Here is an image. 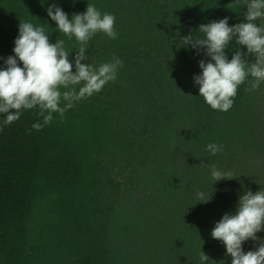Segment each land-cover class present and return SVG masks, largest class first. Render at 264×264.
<instances>
[{"label": "trees", "instance_id": "16d2710c", "mask_svg": "<svg viewBox=\"0 0 264 264\" xmlns=\"http://www.w3.org/2000/svg\"><path fill=\"white\" fill-rule=\"evenodd\" d=\"M52 4L70 19L88 4L113 14L116 39L97 32L81 63L115 56L122 66L39 131L38 107L9 125L0 113V264H201L200 251L204 264H231L211 231L245 191L264 190V82L245 91L249 76L229 110L212 109L193 79L210 57L182 38H202L199 25L225 17L244 22L243 0H0V68L15 55L20 21L43 25L50 43L63 39L74 61L78 43L58 31ZM238 50L247 53L234 38L224 51ZM209 143L223 151L211 155ZM213 165L231 177L213 181ZM256 236L243 251L256 250L264 229Z\"/></svg>", "mask_w": 264, "mask_h": 264}, {"label": "clouds", "instance_id": "9594fccd", "mask_svg": "<svg viewBox=\"0 0 264 264\" xmlns=\"http://www.w3.org/2000/svg\"><path fill=\"white\" fill-rule=\"evenodd\" d=\"M240 3V0H237ZM246 6L244 22L229 26L228 18L199 25L203 37L192 34L182 38V45L199 49L205 47L209 62L199 61L202 70L194 76L199 85V95L214 110L227 111L233 105L238 87L251 76L245 91L257 90L264 82V25L254 21L264 19V0H243ZM47 14L55 21L56 28L66 37H73L78 43L74 61L69 60V50L63 39L49 42V33L43 25L20 21L19 35L14 41V56L5 60L6 67L0 68V113L6 114L5 125L20 118L21 110L39 108L43 124L34 123L32 128L39 131L52 122V113H59L63 119L65 112L75 102L100 92L108 82H115L122 61L113 57L110 62L98 66L81 63L88 59L85 51L89 41L97 32H103L116 39L115 16L101 13L95 6L88 4L83 13L73 14L71 19L55 4L47 8ZM235 38L237 45L246 46L247 53L236 51L231 59L225 55V48ZM251 54L254 62L242 59ZM17 60L22 62V67ZM214 61V63H213ZM73 62L75 70L73 71ZM64 89V91H61ZM61 101L64 106L61 107ZM205 151L211 155L222 152V146L209 143ZM213 181L230 178L211 167ZM197 201L207 202L210 194L197 192ZM264 229V190L245 191L240 195L235 214L225 213L215 223L211 231L214 239L222 241L226 254L231 256V264H264V239L256 250L243 251L246 240L259 239L256 233ZM209 257L200 251V261L204 264Z\"/></svg>", "mask_w": 264, "mask_h": 264}, {"label": "rangeland", "instance_id": "374dc122", "mask_svg": "<svg viewBox=\"0 0 264 264\" xmlns=\"http://www.w3.org/2000/svg\"><path fill=\"white\" fill-rule=\"evenodd\" d=\"M264 94V93H263ZM263 114H264V109H263Z\"/></svg>", "mask_w": 264, "mask_h": 264}]
</instances>
